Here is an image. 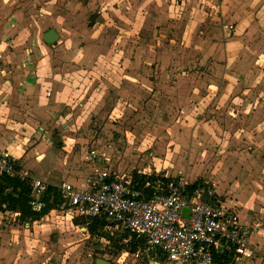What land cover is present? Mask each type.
<instances>
[{
    "label": "rangeland",
    "instance_id": "1",
    "mask_svg": "<svg viewBox=\"0 0 264 264\" xmlns=\"http://www.w3.org/2000/svg\"><path fill=\"white\" fill-rule=\"evenodd\" d=\"M2 2L8 11H17L8 14V21L18 20L26 27H32L25 33L26 39L31 41L40 34L41 26L44 31L50 27L55 30L59 39L51 45V71L76 73L64 77L67 90L72 87L74 91L65 103H54L51 120L42 123L36 118L29 128L24 122L22 132L19 122L8 128V131H13L18 150L28 153L45 144L46 152L30 157L34 158L30 169L35 172H32L34 176L36 174L52 184H61V178L88 166L86 154L92 150L110 159L123 177L146 170L144 162L153 165L150 161L154 160L152 171L163 174L156 165L160 160V147L168 144V129L171 136L169 146L185 135L191 140V150L188 149L185 160L197 170L189 177L194 175L196 180L208 183L228 204L253 200V191L252 195H245L246 187L264 196V110L255 105L258 99L262 101L263 96L256 91L255 77L254 80L248 77V74L255 73L256 48L252 55L237 56L236 60L230 58L229 64L223 60L224 52L228 54L224 50L225 42L232 38L234 42L240 34L237 35L239 23L234 24L232 35L226 37L222 32L223 19L227 17H221L224 11L222 0H88L86 5L79 0ZM112 6L129 11L132 23L127 18L115 21L111 15ZM50 11L51 26L46 25L49 16H40ZM92 14L96 15L97 24L89 28L88 18ZM166 19L168 22L164 23ZM118 23L130 26L129 30L126 29L128 34L121 33ZM113 39L117 43L114 47L117 55L112 57L107 55L111 50L105 46ZM217 43L220 44L219 49L206 52L207 46ZM234 47L242 49L237 45ZM165 57L168 62L163 61ZM148 61L158 71H165L167 75L175 71L173 75H179L171 79L153 76L155 82L169 87H190L193 83L201 93L192 95L183 88L180 89L182 96L166 94V97L157 99L156 113L153 114L150 112L149 94L138 100L140 105L122 99L130 86L132 77L129 75H134L133 72L142 74ZM227 68L233 70L235 77L220 78V72ZM101 69L119 71L122 76L119 86L121 97L116 96V109L98 104L94 99L97 88L108 89L103 81L96 78V71ZM79 71L84 74H79ZM28 76V82L34 84L31 73ZM230 82L240 89L251 87L247 98L239 104L235 100L239 92L230 93L225 87ZM135 85L141 86V83L135 82ZM155 85L152 89H156ZM213 87L217 93L210 92ZM179 97L184 101L190 99L185 106L192 110V124H175L174 119L163 123L161 102L171 103L173 98ZM28 114L24 113L31 118ZM176 114L177 110L174 116ZM180 150L181 147H174V152ZM53 160L58 161L62 168H56ZM44 171L52 172L43 174ZM180 174L175 175L191 181L184 172ZM261 203H264L262 199L257 204ZM261 205L254 207L260 211ZM258 214L263 222L264 214ZM241 217L240 221L247 224ZM251 231V243L258 247L256 231ZM109 246L105 240H97L72 229L70 223L61 216L56 217L53 212L38 223L25 226L19 224L15 213L0 215V264H95L99 258L112 264H164L158 258V263L152 261L151 253L146 249L135 254L130 251L116 254L110 251ZM258 251L252 261L262 256Z\"/></svg>",
    "mask_w": 264,
    "mask_h": 264
},
{
    "label": "crops",
    "instance_id": "2",
    "mask_svg": "<svg viewBox=\"0 0 264 264\" xmlns=\"http://www.w3.org/2000/svg\"><path fill=\"white\" fill-rule=\"evenodd\" d=\"M222 2H223L222 7L224 6V11H223V16L221 17L224 18L227 16L225 19H223L224 22L222 24V27L223 25H227V24L234 26V24L236 25V23H239L237 25L239 31L237 29L238 33L237 31L236 33L237 35L240 34L239 38H234V42H232L233 38L232 39L229 38L230 40H227V42H225L224 50H226L228 54L225 55L224 52L223 60H225L226 63L229 64L230 58L236 60L237 56L244 55L246 57V54L252 55L253 50L256 48V52H255L256 59L254 61L256 65H254L255 70L253 69L255 73L254 75L252 73L248 74V77H250L251 80H254L253 77H255L256 85L258 86V87L256 86L257 88L256 91L257 92L259 91L263 96L262 101L258 99L257 102H255L256 103L255 105H257V107H259L263 111L264 110V103H263L264 101V0H222ZM2 3H3L2 0H0V148L11 152L17 159H19L23 164L22 166H24V169L32 174L31 176L35 178H41L40 176L37 177L36 174L34 176L35 173L34 171H32L34 173L31 172L32 170L31 168L33 166L32 163H34V158L32 160L30 157H35V155H37L38 157V155H40L41 153L46 152L45 144L37 146L36 149H33L34 151L32 150L31 152L28 153L25 150H18V148L16 149L17 145L15 144V138L12 134L13 131L12 130L8 131V128L12 127L14 123L16 124L19 122L20 124L18 125V127L22 126L20 128L22 132L23 130L22 124L24 122L27 128H29L30 125L33 124V122L34 123L36 122L35 121L36 118L38 121H42V123H45L46 120H51V107H53L54 103L56 102L65 103L66 101H68L70 95H72L73 93L72 91H74L72 87L69 90H67L68 85L65 83V81H63L64 77L68 78L76 73L51 71V61H52L51 45L47 44V42L44 39V34L49 30H51V27L46 31H44V28L42 29L41 26V33L40 34L38 33V35L34 39H31L30 41L29 39L25 38V33L30 31V28L32 27L31 26L26 27L23 22H19L18 20L16 21L12 20L11 22L8 21V14L12 12L17 13V11L16 9H14L13 11H8V8L2 5ZM126 12L127 11H124L123 8H117L112 6L111 15L116 18L115 21H119L127 18L129 22L132 23L131 13L129 11L127 13ZM15 13L12 14V17ZM97 14L100 15L98 12ZM40 16L42 18H44L45 16H49V21L47 20L46 25L51 26V17H50L51 11L50 13L48 12V14L46 15L44 14ZM167 22L168 20L166 19L164 23ZM118 24L120 26L119 29L121 30V33L123 32L128 34L127 33L128 31H126V29L130 28V26L129 25L126 26L125 23H118ZM88 27H89V18H88ZM222 32H224L226 37L234 33V32L232 33L225 32L223 31V29ZM119 35L120 34L116 35L114 38L117 39ZM253 38H255V40L251 42ZM116 45L117 43L113 39L112 42L108 44V46H105L106 48H109V50H111V52L108 53L107 55H111L112 57L114 55H117V53L114 52L117 51L116 49H114ZM236 45L242 47V49L241 48L239 50L234 49L235 48L234 46ZM213 48L219 49L220 44L218 43L215 45L211 44V47L207 46L206 52L207 51L212 52V50H214ZM72 59H74V56L72 57ZM196 60L198 61V59ZM163 61L168 62L167 57H165ZM204 61H206V59ZM148 62L149 63L145 67V70L142 74H137L133 72L134 75H129L130 77H132L130 86L128 85V87L126 88L127 94L122 99H127L129 103L133 101V103H137L138 105H140V103H138V100L145 98V94H149L148 95L149 106L152 108L150 112L153 114L156 113L155 104H158L157 99L160 98L162 99L163 97H166L165 96L166 94L170 93L171 95H174L178 93L180 96H182L180 89L183 88L184 89L186 88V90H188V92H191L192 95H197L198 93H201L197 88V86L194 85L193 83L192 86L190 87H181V86L169 87L166 84L164 86V84H159L155 82L153 76H156L155 78H159V76H164L167 79H171L173 77H178L179 75H173L175 71H172L170 75H167L165 71H158V68H154L153 67L154 64L150 63L151 61ZM27 72L28 74L26 75ZM30 73L31 76L33 77V81H35L34 84L29 83L27 80L29 79L28 75ZM96 73H97L96 78H99L101 81H103V84L105 83L106 84L105 87H107L108 89L106 91L97 88L94 99H96V102L98 104L103 103L106 104L108 108L116 109V105H117L116 96L121 97L119 86H120V78H122V76L120 75L119 71H111V70L104 71V69H101V71L97 70ZM127 73L128 72H126V74ZM79 74H84V72L79 71ZM157 74L159 75L157 76ZM192 76L193 75L189 77ZM219 76L220 78L235 77L233 70L229 68L221 71ZM135 82H140L141 86L135 85ZM230 83H226L225 87L229 90L230 93L233 94L237 92L240 93V94L238 93L237 97L235 98V100L237 99L236 101L237 104H239L245 98H247L246 94H248L251 87H242V89H240V87H237L238 85H234ZM124 84L127 83L125 82ZM153 84H156L155 85L156 89H152ZM159 87H162V89L157 90V88ZM222 90H224V88ZM211 91L213 93L214 92L217 93L214 87L212 88V90H210V92ZM152 93L154 94L152 95ZM191 98L193 99L194 96H191ZM189 100L190 99L184 101L182 97H179L176 99L173 98V101L171 103L162 101L161 104H163V109H162L163 123L166 124L170 120L174 119L175 124L191 125L192 118L190 116L192 110L187 109L188 107L186 108L185 106V104ZM44 103L46 104L44 105ZM176 110H177V114L174 116V112ZM25 112L30 113L28 115H31V118L29 116L24 115ZM15 130L17 132L18 129L15 128ZM166 131H167L166 138L168 144H166L165 147H160L159 149L160 156L158 157V159L160 158V160H158V165H156V167L161 168L160 170H162V173L167 175L168 177H176L177 175L175 174L178 173L180 174V172H184L185 175H187L186 177L189 178L192 182L194 183L199 182L200 180H196V177L194 175L189 177V175L195 174L194 171H196L197 169L191 166V164H187L185 160L188 154V149L191 150V145H189V142L191 140L187 139L185 135V137L181 139L178 138L177 141L174 142L175 144L169 146V143L171 141L170 138L171 136L169 134L170 133L169 130L166 129ZM25 142H26L25 144H27V139L25 140ZM193 142L194 141L192 140V143ZM175 146L181 147L180 152H174ZM154 161H150L153 165L144 162L147 165L146 170L139 171L138 174L139 175L147 174L149 176L152 175L154 176L157 172L156 170H155L156 172L152 171V169L154 170L153 166H155ZM57 162L58 161L53 160V164L55 163V167L61 169L62 165L58 164ZM144 163L142 162V164ZM86 164L88 166L85 169L79 171L78 173L77 172H73L72 174L70 173L68 176L61 179L63 181L70 180L76 184H79L87 177L88 173L90 172L91 165H89L88 163ZM111 165L115 167V165L112 162ZM46 172L50 174L52 171H46ZM46 172L44 171L43 174H45ZM133 174L130 175L128 178L131 177L133 178ZM52 185L56 186L59 185V183ZM246 191H247V194H245L246 196L252 195L253 193L255 194L253 200L248 199L235 204H231V203L228 204L224 200L225 205L228 206L229 208H232L233 210H236L238 212L239 218L240 216H242L241 218H243L247 222V224L245 223L243 224L253 229V232L256 231L258 237V243H257L258 247L256 248L259 249L262 256H264V223H263L264 220L263 222H261L259 219L260 215L258 214V213H262L261 215L264 214V207H263L264 203H261L262 205L257 204L260 199L264 201L263 198L264 196L262 195V193H258L255 191V189H252L250 187H246ZM251 191H253V193ZM255 205L257 207H260L261 205L260 211H258L254 207ZM241 211H243V213H241ZM51 212L55 213L56 217L58 216L56 210L50 211L49 213ZM5 213H1V214H5ZM35 223H38V221H35ZM146 250L151 253L152 261L158 263L159 260V262L161 261L162 263V258L161 259L158 258V260L156 259L157 255L155 252L150 251V249L148 248ZM153 253H155L154 255L155 257L153 256ZM262 256L258 258L256 261L239 259L233 261L232 264H264V257L262 258Z\"/></svg>",
    "mask_w": 264,
    "mask_h": 264
},
{
    "label": "built area",
    "instance_id": "3",
    "mask_svg": "<svg viewBox=\"0 0 264 264\" xmlns=\"http://www.w3.org/2000/svg\"><path fill=\"white\" fill-rule=\"evenodd\" d=\"M222 29L235 30L228 24ZM86 160L91 168L83 181L64 180L55 186L29 175L19 159L0 148V177H16L29 185L33 211H47L59 201L56 213L72 229L88 236L92 226L100 233L130 232L144 239L164 264H232L259 254L250 227L208 183L195 186L183 178L155 175L154 193L147 196L149 183L135 190L133 178L123 177L99 151H90ZM163 178L170 180L165 184Z\"/></svg>",
    "mask_w": 264,
    "mask_h": 264
},
{
    "label": "trees",
    "instance_id": "4",
    "mask_svg": "<svg viewBox=\"0 0 264 264\" xmlns=\"http://www.w3.org/2000/svg\"><path fill=\"white\" fill-rule=\"evenodd\" d=\"M86 3L88 0H79ZM97 24L96 15L92 14L89 17V27H94ZM156 176L133 174V188L141 191L142 188L149 183L150 186L146 189V195L152 196V185ZM170 179L163 178V183H168ZM204 186L202 181L196 182L195 186ZM32 198V190L28 184H24L16 177L2 176L0 177V214L5 212H12L17 214L20 225H31L35 221L43 219L50 211L56 210L59 206V201L55 205L48 208L47 211L35 212L30 206L29 202ZM99 227L92 226L90 232L92 237L97 240H105L110 246V251L118 254L123 251H130L131 253H138L147 249L144 239H136V236L130 232H123L119 234H111L110 232L98 231ZM155 253H153V256ZM157 258L160 255L156 254ZM155 257V256H154ZM156 258V259H157ZM161 259V258H160ZM228 264V263H227Z\"/></svg>",
    "mask_w": 264,
    "mask_h": 264
},
{
    "label": "water",
    "instance_id": "5",
    "mask_svg": "<svg viewBox=\"0 0 264 264\" xmlns=\"http://www.w3.org/2000/svg\"><path fill=\"white\" fill-rule=\"evenodd\" d=\"M44 39L47 42V44L53 45L58 41L59 35L55 30L51 29L44 34ZM95 264H112V263L108 260L100 258L96 260Z\"/></svg>",
    "mask_w": 264,
    "mask_h": 264
}]
</instances>
